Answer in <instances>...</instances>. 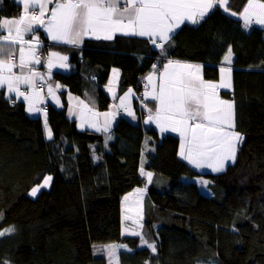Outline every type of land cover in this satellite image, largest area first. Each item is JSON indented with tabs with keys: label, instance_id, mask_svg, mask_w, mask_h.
Listing matches in <instances>:
<instances>
[{
	"label": "trees",
	"instance_id": "obj_1",
	"mask_svg": "<svg viewBox=\"0 0 264 264\" xmlns=\"http://www.w3.org/2000/svg\"><path fill=\"white\" fill-rule=\"evenodd\" d=\"M246 3L228 0L227 7L238 12ZM21 13L14 0L2 1L0 18ZM170 43L166 58L142 39L47 49L68 56L73 67L69 74L56 73L54 81L74 96L89 94L105 112L112 103L105 87L113 69L121 72L119 95L129 88L138 94L140 78L154 64L202 55L205 81L217 83L231 46L233 90L221 96L234 101L235 131L244 137L235 163L221 174L201 175L179 158L176 135L161 136L141 120L123 118L105 149V138L81 131L65 108L52 106L48 140L42 119L29 117L23 103L12 104L0 89V230L15 226L0 237V261L109 264L97 247L123 243L131 251L120 254V264H264V31L245 29L217 8L200 25L184 26ZM142 164L153 173L151 183L140 174ZM48 176L51 190L32 198L31 190ZM200 177L210 182V196L192 182ZM136 189L147 191L143 226L156 253L140 249L138 238H120L118 212Z\"/></svg>",
	"mask_w": 264,
	"mask_h": 264
},
{
	"label": "snow or ice",
	"instance_id": "obj_2",
	"mask_svg": "<svg viewBox=\"0 0 264 264\" xmlns=\"http://www.w3.org/2000/svg\"><path fill=\"white\" fill-rule=\"evenodd\" d=\"M227 2L228 0H14V3L22 5V13L19 17L0 18V88H7L6 98L13 103L23 97V100L28 103L29 113L43 111L36 106L37 102L43 103L38 93L33 92L29 96L20 90L21 84H27L34 89L35 79H43V74L34 72L31 67L32 64L41 63L37 55V48L40 46L39 37L35 36L37 28H43L52 42L74 47H79L85 37L112 40L116 33L145 37L154 48L159 49V58H166L169 55V49L173 47L170 41L182 24L186 21L194 25L199 24L210 11L218 6L227 13L229 12ZM50 4H54V7L51 8L50 16L45 22V15L49 11ZM230 14L237 15L236 12ZM240 16L244 21L245 29H249L253 24L264 25V3L260 0H247V5ZM5 32L7 34H4ZM26 34H30L28 40H25ZM17 45L19 46L18 64L14 58ZM25 45L28 46L27 49ZM232 56V49L229 46L222 61L227 66L219 69L221 74L219 83L205 81L201 75V65L172 59H167V62L163 63L158 84L156 83V64L145 77L148 85L151 86V92L146 90L144 98H150L156 102L155 113L152 114V110L149 109L150 114L145 124L155 123L161 133L178 132L181 138L178 155L195 168H207L213 173L225 170L226 161L235 158L237 146L244 139L241 133L234 130V101L223 100L218 95L219 89L231 88ZM53 57L59 63H53ZM67 60L66 55L50 53L47 61L49 74L53 67L68 68L69 65L65 63ZM14 68L20 70L19 75L14 73ZM113 73H118V70L113 69ZM13 94L15 100H13ZM49 94L54 95L51 86H49ZM131 94L132 89H129L124 97H120L121 107H125L124 100ZM57 103H59L58 100ZM88 111L91 112V109ZM125 111L129 116L134 117V113L129 108L125 107ZM92 115H103L104 124L100 126L95 122L85 121L81 113L80 127L83 128L87 123L88 127L96 132L109 133L111 121L116 113H92ZM44 128L47 139L51 140L53 134L48 127L46 113ZM112 138L110 134L105 137V149H107V142ZM92 148L94 159H101L102 156L95 155L94 145ZM140 174L146 176L149 183L152 182L153 173L145 172L143 164ZM51 180V176L46 177L44 184L40 187H47ZM201 183L206 186L209 181H201ZM39 190L34 187L30 195L35 197ZM144 191V189H136L140 196ZM128 199V196L124 197L125 201ZM126 211H131V208ZM3 218V213H0V222ZM124 220H131L136 226L127 234L139 237L141 241L139 246H146L155 253L154 242H149L145 235L137 230L143 228L139 211L136 218L125 215ZM13 232H15V226L0 230V237ZM103 248L107 250L109 264L117 258L119 249L131 251L123 244L107 245ZM0 264H10V261H0Z\"/></svg>",
	"mask_w": 264,
	"mask_h": 264
},
{
	"label": "crops",
	"instance_id": "obj_3",
	"mask_svg": "<svg viewBox=\"0 0 264 264\" xmlns=\"http://www.w3.org/2000/svg\"><path fill=\"white\" fill-rule=\"evenodd\" d=\"M260 2L264 3V0H260ZM16 4L19 5L18 3H16ZM1 5H2V2L0 0V8H1ZM246 5H247V3H246ZM19 6L22 8V5H19ZM52 7H54V4H50L48 6L49 11L45 15V22H47L48 16H50V12H51V8ZM217 8L223 9L222 7H219V6ZM217 8H215L212 11H210L208 13V15L199 24H195L194 25V24H191V23L186 21L184 24H182L180 26V28H178L176 30V33L178 31H180L186 25H191V26H195V27L200 25ZM242 11H243V9H242ZM242 11L236 12L237 13L236 16H232L230 14L233 11H229L227 13L225 11L224 12L228 16H231L232 18H234L236 20H239V21H241L244 24V21H243V19L240 16V13ZM18 17H14V18H18ZM255 28H258V29L264 31V25H256ZM251 29H254V27L251 26L249 28V30H251ZM4 34H7V33L5 32ZM36 34H39L40 37H41L40 46L37 48V55L39 56V53L42 50H45L46 56H44V57H40L39 56L40 59H41V63L40 64H32L31 67H32L34 72H39V73L43 74V79H40V78H36L35 79L36 87L34 89L29 87V85H27V84H21L20 85V90H25V94L29 95V96H31L33 94V92L38 93L39 96L43 99V103L37 102L36 106L40 107L41 109H43V111L39 112V113H29L27 111L28 103L23 100V97H21L19 100H16L17 103H23L25 105L26 112L29 115V117L34 118V119H40L41 118L43 123H44L45 122V113H46V119H47V124H48V110H49L50 106H52V107H54V108H56L58 110H61V109L65 108L68 119L70 121H72V122H75V124L78 126V128L81 131L90 132V133H92V134H94V135H96V136H98L100 138H105L109 134L112 136V133H113V130H114V125H115V120H116V115L111 121L110 132L109 133H104L102 131L101 132H96L94 129L89 128L87 123H85L84 127L81 128L80 127V125H81L80 114L83 113L85 121L95 122L98 125L102 126L104 124V119H105L104 116L103 115L93 116L92 113H101L102 114V113H106V112H115L117 114L118 110H123L124 111L123 119H126V120H128L130 122H133V123H137L139 120H141L144 125L150 126L154 130H156L161 136L176 135L179 138L180 143H181V138H180L178 132L167 131V132L161 133L159 128L155 125V123L145 124V120L148 119V116L150 114L149 113V109L152 110V114L155 113L156 102L152 101L150 98H148V99L144 98V100H145L144 101V106L140 108V110L138 111L139 113H138L137 112L138 108H136L137 91L134 88H129V89H132V94L130 96H128L124 100L125 107L129 108L134 113V117L133 116H129L127 114V111H125V107H121L120 97H124L125 93H127L129 89H127L126 92L123 93L122 95H119L120 78H121V72L119 70H118V73H116V74H114L113 71H112L109 84H108L107 87H105L106 93L108 94V96L112 100L111 108L108 111H105V112L98 111L96 100L92 96H90L89 94H87V97H84V98L74 96V95H72L70 93V91H69V89L67 87H65L64 85L54 81V75L56 73L69 74V73L72 72L73 67L70 64L69 58L65 62V63H67L69 65L68 68L65 69V68L53 67L51 69V73L50 74H49V71H48L47 61L49 59V54L52 53V52L58 53L61 56H65V54H63V53H61V52H59L57 50H54V49H47V44H49L50 46L51 45H59V46H63V47H67V48H71V49H75V50L77 49L78 50V49H81V48L85 47L89 43H94V44H113V43L117 42L118 40H131V39H142V40H146V41L150 42L147 38L139 37V36H131V35L125 36V35H122L120 33H116L112 40H103V39L97 40L95 38L85 37L84 40H83V43L79 47H74V46L65 45V44H62V43L52 42L51 40L48 39L47 34L44 32L43 28H37L35 36H36ZM29 38H30V34H26L25 35V40H28ZM45 45H46V49H44ZM27 47L28 46L25 45L26 49H27ZM152 47L154 48L153 45H152ZM15 48H16V52L14 54V58H16V63L18 64L19 63V52H18L19 46L17 45V46H15ZM52 59H53V63H59V61L56 58L53 57ZM172 60H174V59H172ZM174 61H180V62H183V63L201 65L202 66L201 75H202V78L204 79V69H205V66H206L205 57L204 56H202V55L198 56V58L195 61H181V60H174ZM166 62H162V64L160 63L159 66L157 67V70H156V72H157L156 83L157 84L159 83V79H158L159 72L163 70V63H166ZM233 63H234V54L232 56V63H231V67L233 69V71L231 73V88H228V89L221 88V89L218 90V95H219V97L221 99H223L222 96H221L222 92H231L233 90V73H234ZM222 66H227V65L222 64L220 67H222ZM13 71L17 75L20 74V70L18 68H14ZM25 71H27V70H25ZM220 76H221V74H220ZM219 82H220V80L217 83H219ZM41 84H45L46 85V89L44 91H41L38 88ZM57 85H59L60 87L57 88L56 87ZM49 86H51L52 92L54 93V95H50L49 94ZM0 89H3L5 91V94H6V97H7L8 96L7 88L4 87V88H0ZM109 89H111V91H109ZM147 91L149 93L151 92V86L149 87V89ZM64 94H66V97L68 99V104L67 105L64 104ZM13 99L15 100V95L14 94H13ZM57 100L59 101V103H57ZM92 101H94V103ZM85 105H87V108H85ZM88 109H91V112H89ZM140 117H142V118L140 119ZM234 124H235V119H234ZM240 144L237 146V151H236V154H235V158L233 160L226 161L225 170L220 172V173H213L210 169H207V168L197 169L193 165L189 164L186 160L182 159L179 155L178 156H179V158L182 161L186 162L187 164H189L190 166L195 168L196 171H198L201 175H209V174L216 175V174H221V173L225 172L229 166H231V165H233L235 163V160L237 158L238 148H239ZM179 151H180V146H179ZM179 151H178V153H179ZM199 180L208 181L206 178L200 177V178L194 179L192 182L196 183L199 186V184L201 182V181L198 182ZM206 187L210 191V188H209L210 187V183H208V185ZM199 188H200V186H199ZM130 194L127 195L129 197L128 201H125L124 199L122 201V211H123V207H126L127 209L128 208L132 209L133 207H138L139 204L143 206V202L145 200L144 196L147 194V191L145 190L142 196H140L136 192V190H134ZM137 201H139V202L137 203ZM139 208H141V207L139 206Z\"/></svg>",
	"mask_w": 264,
	"mask_h": 264
},
{
	"label": "rangeland",
	"instance_id": "obj_4",
	"mask_svg": "<svg viewBox=\"0 0 264 264\" xmlns=\"http://www.w3.org/2000/svg\"><path fill=\"white\" fill-rule=\"evenodd\" d=\"M158 67V66H157ZM119 111H122L123 113H124V111L123 110H119ZM118 113V112H117ZM116 118H117V114H116ZM48 127H49V125H48ZM115 127H117V126H115L114 125V128ZM46 132V131H45ZM49 140V139H48ZM192 167V166H191ZM193 168V167H192ZM195 169V168H194ZM196 170V169H195ZM201 180H199L198 182H200ZM203 181H206V180H203ZM52 183H53V178H52V180L50 181V183H49V185L47 186V187H37V188H39L40 190L37 192V194H36V196L35 197H33L32 195H30L32 198H37L43 191H50L51 190V187H52ZM210 183V182H209ZM43 184H44V182H43ZM42 184V185H43ZM208 185V184H207ZM206 185V186H207ZM199 186H200V190H201V192L204 194V195H211V191H209L208 189H207V187L205 186V185H203L201 182H200V184H199ZM141 199V198H140ZM139 206L141 207V208H139ZM142 205H138V207H133L132 209H131V211H126V207H124V210L122 211V210H119V212H118V216H119V230H120V235H121V239H129V238H138L139 240H140V238L139 237H136V236H132V235H129V234H127L128 232H130L133 228H135L136 226L135 225H133L132 224V221L131 220H128V221H125L124 220V216L125 215H129V216H132L133 218H136V214H137V211H139V213H140V217H141V220H140V223H142L143 224V221H144V219H143V210H142ZM138 231H141L144 235H145V231H144V226H143V228L142 229H137ZM5 236H7V235H5ZM149 241V240H148ZM150 242V241H149ZM140 243H141V241H140ZM121 244H123V243H118V244H109V245H121ZM123 245H125V244H123ZM103 246H107V245H102V246H98L97 248H99V249H96L97 251V255H103V254H105L106 256H107V259H108V261H109V257H108V254H107V250H106V248H103ZM126 247H127V249H131V248H129L127 245H126ZM140 247V246H139ZM156 247V246H155ZM145 248H147L146 246H143V247H140V249H145ZM148 249V248H147ZM151 250V249H150ZM123 251H127V250H125V249H119L118 250V253H117V258L116 259H114L113 260V262H112V264H117V261H118V264H120V254L123 252ZM156 253V252H155Z\"/></svg>",
	"mask_w": 264,
	"mask_h": 264
},
{
	"label": "built area",
	"instance_id": "obj_5",
	"mask_svg": "<svg viewBox=\"0 0 264 264\" xmlns=\"http://www.w3.org/2000/svg\"><path fill=\"white\" fill-rule=\"evenodd\" d=\"M2 1H4V0H1V2H2ZM252 27H256V25L253 24ZM36 36H37V37H40L39 34H36ZM39 40H41V37L39 38ZM44 49H46V45L44 46ZM39 56H40V57H44V56H46L45 50H42V51L39 53ZM15 61H16V58H15ZM140 80H141V86H140L141 91L137 94V98H136V108H138V110H140V108L144 106V101H145V100H144V92H145L146 90H148L149 87H150V86L148 85V82H147V80L145 79V77L140 78ZM146 86H147V88H146ZM38 88H39V90L44 91V90L46 89V85H45V84H41ZM21 91H22V92H25V90H21ZM12 104H14V103L12 102ZM123 117H124V113H123L122 111H119V110H118L117 118H116V120H115V126H118V125L120 124V122H121V120H122ZM148 129H149V127H148Z\"/></svg>",
	"mask_w": 264,
	"mask_h": 264
},
{
	"label": "clouds",
	"instance_id": "obj_6",
	"mask_svg": "<svg viewBox=\"0 0 264 264\" xmlns=\"http://www.w3.org/2000/svg\"><path fill=\"white\" fill-rule=\"evenodd\" d=\"M255 28V27H254Z\"/></svg>",
	"mask_w": 264,
	"mask_h": 264
}]
</instances>
